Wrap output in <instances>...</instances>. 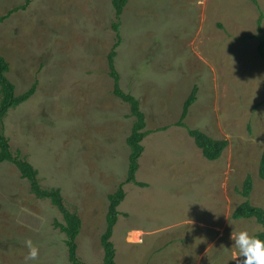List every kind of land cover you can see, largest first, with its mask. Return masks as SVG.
<instances>
[{
    "label": "rangeland",
    "instance_id": "rangeland-1",
    "mask_svg": "<svg viewBox=\"0 0 264 264\" xmlns=\"http://www.w3.org/2000/svg\"><path fill=\"white\" fill-rule=\"evenodd\" d=\"M263 12L264 0H257ZM25 5V8H20ZM0 54L14 94L34 92L3 116L12 152L59 187L80 217L76 253L101 264L99 234L107 194L126 176L125 143L133 116L112 93L106 53L115 40L111 0H0ZM258 9L251 0H127L120 15L114 69L149 130L140 140L135 179L110 240L116 264H235L233 231L260 228L230 213L245 196L264 207L257 173L264 148V57L257 50ZM196 85L182 122L228 144L207 159L174 124ZM165 127L164 129H159ZM145 184V185H144ZM56 206L29 191L7 160L0 162V264H24L26 239L39 248L29 264H68Z\"/></svg>",
    "mask_w": 264,
    "mask_h": 264
},
{
    "label": "trees",
    "instance_id": "trees-1",
    "mask_svg": "<svg viewBox=\"0 0 264 264\" xmlns=\"http://www.w3.org/2000/svg\"><path fill=\"white\" fill-rule=\"evenodd\" d=\"M251 1L258 9L255 25L256 32L253 35L257 38V50L259 54L264 57V29L262 26L263 12L258 5L257 0ZM126 2L127 0H111L115 16V20L111 22V26L115 31V40L109 51L106 53V66L107 73L112 78V93L128 104L129 114L133 116V120L129 131L125 136V143L129 147L126 176L124 180L118 183L113 191L107 194V208L104 212V227L99 234L101 264H116L114 260V248L110 240V235L119 211L117 206L125 196V190L123 188L124 182L132 181L136 184L143 185V182L135 179V172L139 166L138 158L143 151V144L140 143V140L149 131L144 128V116L143 112L140 110L137 98L131 93L123 91L119 87L117 82L118 75L113 65L116 54V46L120 43L121 39L119 32L120 15ZM20 8H25V5H21ZM12 10L15 9L12 8L9 12L0 15V21L7 17ZM7 69V60L0 54V162L7 160L17 168L20 177L27 180L29 191L34 197L39 199H48L52 205L56 206L61 215L62 221L54 219L52 221V226L57 227L64 233L63 242L65 244L68 264H86L76 253L75 236L80 227L79 215L75 210L67 206L59 187L43 186L38 178V171L34 168V166L21 154L20 151L15 150L12 152L10 149L8 137L3 131V116L8 108L19 105L34 92L36 81H33L25 91L15 95L13 91L14 87L5 75ZM196 88L195 84L191 86L189 93L182 101L178 120L174 124L185 127L187 135L194 141L195 145L200 148L202 154L207 159H216L221 155L223 149L227 146L228 139L211 137L198 128H187L182 122V119L187 113L188 107L194 102ZM164 128L165 127H160L159 129ZM257 173L260 178L264 179V148L260 153ZM252 186V177L249 173H247L241 184V194L245 196V198L234 207L230 216L232 218H253L254 221L260 225V228L252 232L251 235L264 240V207L251 203L249 195L252 190Z\"/></svg>",
    "mask_w": 264,
    "mask_h": 264
},
{
    "label": "clouds",
    "instance_id": "clouds-1",
    "mask_svg": "<svg viewBox=\"0 0 264 264\" xmlns=\"http://www.w3.org/2000/svg\"><path fill=\"white\" fill-rule=\"evenodd\" d=\"M230 238L234 241L232 247L238 249V254L233 256L235 264H264V240L251 235L247 230L238 233L233 231ZM24 246L28 249L24 264L38 260L39 248L30 238L24 241Z\"/></svg>",
    "mask_w": 264,
    "mask_h": 264
},
{
    "label": "crops",
    "instance_id": "crops-1",
    "mask_svg": "<svg viewBox=\"0 0 264 264\" xmlns=\"http://www.w3.org/2000/svg\"><path fill=\"white\" fill-rule=\"evenodd\" d=\"M132 94V93H131ZM133 95V94H132ZM134 96V95H133Z\"/></svg>",
    "mask_w": 264,
    "mask_h": 264
}]
</instances>
